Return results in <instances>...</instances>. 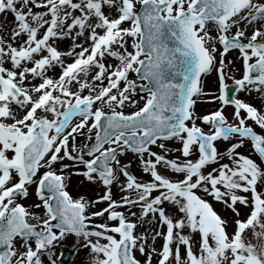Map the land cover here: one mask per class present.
<instances>
[{
  "label": "snow or ice",
  "instance_id": "snow-or-ice-1",
  "mask_svg": "<svg viewBox=\"0 0 264 264\" xmlns=\"http://www.w3.org/2000/svg\"><path fill=\"white\" fill-rule=\"evenodd\" d=\"M9 14L0 264H58L69 235L90 264H264V107L241 98L264 100V0H0ZM72 175L100 193L74 197Z\"/></svg>",
  "mask_w": 264,
  "mask_h": 264
},
{
  "label": "rangeland",
  "instance_id": "rangeland-1",
  "mask_svg": "<svg viewBox=\"0 0 264 264\" xmlns=\"http://www.w3.org/2000/svg\"><path fill=\"white\" fill-rule=\"evenodd\" d=\"M4 19H5V18H4L2 15H0V23H1L2 21H4ZM7 19L9 20L10 23L12 22V19H13V18H12V16H11V14L8 15ZM213 35H215V33H213ZM60 47L63 49V48H64V44L62 43V44L60 45ZM66 48H67V47H66ZM233 51H236V53H237V54H236V61H235V63H236V69L234 70L235 73H232V71H233L232 64H231V65H228V71H229L231 74H234L237 78H239V76H240V71H238V70L241 69V66H240V59H239V53H238V50H233ZM230 52H231V51H230ZM230 56H231V53H228V54H227V59H228V60H231V59H230ZM57 71H58V70H57ZM50 74H51V73H50ZM210 80H212V82H211ZM204 82H205V84H204V90L209 86V88H207V89L210 91V93H216V94H218V79H217V75L215 74V72H213V73L210 74L209 76L205 77V78H204ZM226 82H227V83H232L231 80H227ZM205 91H206V90H205ZM241 98L247 100L248 102L254 104V105L257 106V107H258V105H260V103H261V102H259V101H255V100H253L251 97H249V96L246 95V94H241ZM202 99H206V97H203ZM218 107H219V102L217 101L213 106H212V105H202V106H200V107H197V106H196V111H197V114H198V115H203V114H206V113H208V112H210V111H212V110L217 109ZM232 111H233V109H232L230 106H228V107L225 108V115L228 116L229 120H232V115H231ZM198 123H199V122H198ZM205 130H207V129L205 128ZM256 130H257L258 132L260 131L259 128H256ZM221 148H223V144H221ZM244 152H245V154H251L253 159H258L254 154H252V153L250 152V148H249V147H245V148H244ZM129 161H131L130 171H131L132 173H134V174L140 176L141 173H140V170H139V166H138L136 160L134 159V157H133V156H130V153H129L126 157H123V158H122V163H127V162H129ZM258 162H259V161H258ZM120 179H123V177L121 176ZM79 192H81V191H79ZM113 193H114V198H117V199H118V198H119V195H120L119 187H118V186H113ZM71 194H72V193H71ZM81 194H82V192H81V193H78V195H77V194H72V195H73L74 197H77V196H79V195H81ZM213 204H214V207L216 208V210H217L218 212H220L221 215L229 216V217H230L231 213H230V212H225V210L223 209V206H222V205L216 204L215 202H213ZM141 230H142V229H141ZM69 236H70V235H69ZM72 237H73V236H72ZM74 238H75V237H74ZM81 249H82L83 253L88 254V250H87V249H84V248H81ZM67 250H69V253H70V260H69L67 263H65V264H90L89 261H88V262L86 261L88 258L85 260V263H77V262H75V261H74V257H75V259H76V249L74 250L73 247H71V245H64V246H62V247H60V248H56V249H55V252H56L57 257L60 258V253H61V252H64V251H67ZM137 258H138V259H143V258L139 255V253H137ZM45 260H46V258H45ZM46 264H47V262H46ZM58 264H62V263H60V260H58Z\"/></svg>",
  "mask_w": 264,
  "mask_h": 264
},
{
  "label": "bare ground",
  "instance_id": "bare-ground-1",
  "mask_svg": "<svg viewBox=\"0 0 264 264\" xmlns=\"http://www.w3.org/2000/svg\"><path fill=\"white\" fill-rule=\"evenodd\" d=\"M3 23H7V24H11L9 22L8 19H4ZM65 45V47L63 49H66V46L69 45V42H64L63 43ZM236 52H231V56H230V59L231 61H233V64H232V67H233V71L232 73H235V69H236ZM212 82V80H210ZM205 84V83H204ZM206 92H209L210 91L206 88L205 89ZM247 95V94H246ZM253 100L255 101H259L261 102L260 105H258V107H264V100H262L256 93H253L251 96ZM208 97H206V99H203L205 101H207ZM207 103L208 105H214L216 102H212V103H209V102H198L197 103V107H200L202 106L203 104ZM78 140V143H84L85 140L83 137H78L77 138ZM245 148V147H244ZM244 148H241L240 151L245 153L244 152ZM131 156V155H130ZM81 181H84L83 183H81ZM68 191L72 194H77L78 193H81V195H85L89 198H95L96 195L98 193H100V189L96 186V185H92V184H89L86 180H84V178L82 176H79V175H72L70 180L68 181ZM81 191V192H79ZM34 198V197H33ZM30 199V200H27V201H24V203L26 204H31L33 202V200L35 199ZM34 211H41L39 209H34ZM145 227H147V225H145ZM64 245H71V247H73V249L75 250L76 249V259L74 257V261L77 262V263H85V260L89 263H90V257H89V253L86 254V253H83L82 249L79 247V245H76L75 244V238L72 237V236H68L67 239L62 243V245L58 246L57 248H60ZM75 245V246H74Z\"/></svg>",
  "mask_w": 264,
  "mask_h": 264
},
{
  "label": "water",
  "instance_id": "water-1",
  "mask_svg": "<svg viewBox=\"0 0 264 264\" xmlns=\"http://www.w3.org/2000/svg\"><path fill=\"white\" fill-rule=\"evenodd\" d=\"M67 255H68V254L64 255V257H63L64 260H66V258H67L66 256H67Z\"/></svg>",
  "mask_w": 264,
  "mask_h": 264
}]
</instances>
